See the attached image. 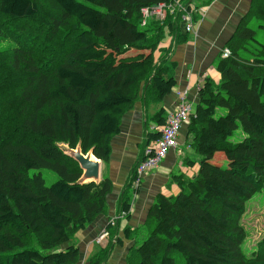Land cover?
<instances>
[{
  "label": "trees",
  "instance_id": "trees-1",
  "mask_svg": "<svg viewBox=\"0 0 264 264\" xmlns=\"http://www.w3.org/2000/svg\"><path fill=\"white\" fill-rule=\"evenodd\" d=\"M170 0H0V264H76L72 237L106 212L110 179L77 184L78 163L62 147L101 162L121 118L140 102L145 111L175 87V63L161 47L167 35L186 41L181 12L141 25L143 8ZM213 0H179L196 23ZM264 0H251L216 65L204 78L188 117L185 143L201 157L198 173L172 175L176 196L158 194L125 264H264V236L247 254L245 203L264 190ZM156 53H159L157 56ZM160 109L151 121L165 124ZM240 129V142L229 138ZM160 132L148 133L146 143ZM133 167L119 197L129 211ZM217 160H227L222 168ZM193 165L190 159H184ZM58 179L46 186L40 173ZM168 185V187H170ZM264 222V213H263ZM112 228V227H107ZM117 242V240H116ZM110 248L89 264H106Z\"/></svg>",
  "mask_w": 264,
  "mask_h": 264
},
{
  "label": "crops",
  "instance_id": "crops-1",
  "mask_svg": "<svg viewBox=\"0 0 264 264\" xmlns=\"http://www.w3.org/2000/svg\"><path fill=\"white\" fill-rule=\"evenodd\" d=\"M250 1L213 0L207 7L200 9L203 13L194 25V36L187 34L186 41L181 44H174L173 35H167L162 41L161 47L169 49L168 61L175 63V87L158 105L145 111L143 105L138 102L121 118L120 132L110 142V159L108 162H100V178H107L112 182V191L106 200V212L70 240L69 244L79 250V260L76 264H89L92 256L106 248H110L106 264H125L128 250L137 246L135 234L144 230L147 213L156 196H172V193L178 191L177 187L167 189L171 176L179 173L192 178L198 173L197 164L200 159L185 143L187 119L179 130L177 150L170 151L156 168L143 175L131 198L127 215L117 220L112 228H108L109 237L102 245L94 243L107 228L109 220L118 214V200L131 170L140 160L144 150L155 146V142L146 143L147 134L157 132V126L152 121L151 126H148L149 119L160 109L167 112L174 108L177 93L181 91H186L185 101L190 104L191 113H194L198 104L197 92L204 78H210L215 83L219 81L216 65L221 50L232 36L241 17L247 13ZM185 158L190 159L193 165L187 164Z\"/></svg>",
  "mask_w": 264,
  "mask_h": 264
},
{
  "label": "built area",
  "instance_id": "built-area-1",
  "mask_svg": "<svg viewBox=\"0 0 264 264\" xmlns=\"http://www.w3.org/2000/svg\"><path fill=\"white\" fill-rule=\"evenodd\" d=\"M181 12V21L184 23L185 32L195 35L194 21L191 11L179 2V0H170L169 2H162L149 8H143L141 13V25L146 26L149 21H161L166 19L169 14ZM203 11H199L202 16ZM230 55L228 49H224L223 58ZM186 91L177 93V103L174 108L166 112L165 124L163 127H157L160 132L158 140L155 142L154 148H147L143 152L144 160L141 161L136 168V178L133 183V189H137L141 183L144 174L151 169L156 168L160 161L170 152L178 148V135L179 130L183 123L188 119L191 114V107L185 101ZM127 212L120 211L116 217L110 219L107 227H113L117 220L124 218ZM109 237L108 228H106L94 241L96 245L102 243Z\"/></svg>",
  "mask_w": 264,
  "mask_h": 264
},
{
  "label": "rangeland",
  "instance_id": "rangeland-1",
  "mask_svg": "<svg viewBox=\"0 0 264 264\" xmlns=\"http://www.w3.org/2000/svg\"><path fill=\"white\" fill-rule=\"evenodd\" d=\"M260 25H262V23L253 21L249 25V28L256 32L255 40L260 44H264V29L259 28ZM187 34H189V33H187ZM7 45H8L7 43H0V48H3ZM224 49H227V48L224 47L221 50L220 59H224L222 56L224 53ZM156 54H157V56H159V53H156ZM186 103L188 105H190L187 101H186ZM148 124H149L148 126H151V124H152L151 119H149ZM243 137H244V135L242 134L241 130L237 129L229 139L232 142H240L243 139ZM196 157H199V159L201 160L200 156L197 155ZM215 161L217 162V160H215ZM199 163L197 164V167H199ZM217 164H219L224 169L227 168V166H228L227 160H220L217 162ZM35 173L41 174V176L44 179L46 186H50L51 184L56 182V180L58 179L56 174L49 171V170H39V171L38 170H30L29 171V174H31V175L35 174ZM174 175H182V174L175 173ZM168 185H167V189H176L175 185H169L170 187H168ZM172 186H173V188H172ZM164 189H166V188H164ZM170 193H171V190H170ZM178 193L179 192L176 191V193H172V196H176ZM263 213H264V190L256 193L250 200H248L245 203V212H244L243 217L241 218V223L244 225V227L248 233L247 239L245 240V242L242 245L243 251L247 254H250L255 249L257 243L264 236ZM149 232H150V227L149 226L147 227L145 225L144 230H141L140 232L135 234V238L138 241L136 247H139L142 244V242H143L142 239L144 237L146 238Z\"/></svg>",
  "mask_w": 264,
  "mask_h": 264
},
{
  "label": "water",
  "instance_id": "water-1",
  "mask_svg": "<svg viewBox=\"0 0 264 264\" xmlns=\"http://www.w3.org/2000/svg\"><path fill=\"white\" fill-rule=\"evenodd\" d=\"M65 155L78 163L82 170V175L77 184L98 183L100 181V160L96 159L92 152L89 151L85 155L81 152L80 146L76 149L62 147Z\"/></svg>",
  "mask_w": 264,
  "mask_h": 264
}]
</instances>
